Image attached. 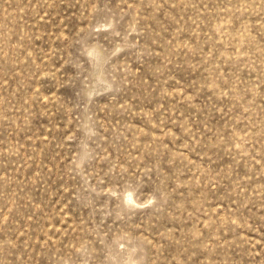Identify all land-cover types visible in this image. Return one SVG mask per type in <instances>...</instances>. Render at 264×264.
Here are the masks:
<instances>
[{
    "label": "rangeland",
    "instance_id": "rangeland-1",
    "mask_svg": "<svg viewBox=\"0 0 264 264\" xmlns=\"http://www.w3.org/2000/svg\"><path fill=\"white\" fill-rule=\"evenodd\" d=\"M0 264H264V0H0Z\"/></svg>",
    "mask_w": 264,
    "mask_h": 264
}]
</instances>
